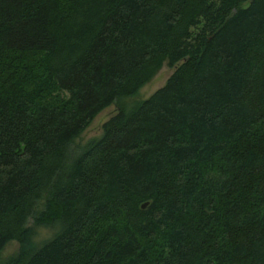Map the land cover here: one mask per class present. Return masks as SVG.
Instances as JSON below:
<instances>
[{
  "label": "trees",
  "instance_id": "obj_1",
  "mask_svg": "<svg viewBox=\"0 0 264 264\" xmlns=\"http://www.w3.org/2000/svg\"><path fill=\"white\" fill-rule=\"evenodd\" d=\"M0 264H264V0H0Z\"/></svg>",
  "mask_w": 264,
  "mask_h": 264
},
{
  "label": "rangeland",
  "instance_id": "obj_2",
  "mask_svg": "<svg viewBox=\"0 0 264 264\" xmlns=\"http://www.w3.org/2000/svg\"><path fill=\"white\" fill-rule=\"evenodd\" d=\"M172 68L167 67L165 64H163L160 69L156 72V74L152 77V79L144 84L139 90L136 95V98H145L150 93H152L155 89L160 87L166 77L171 72ZM114 111V106L110 105L100 111L98 114L94 116V118L91 120L89 125L84 129V131L80 134V137L78 138L79 142H83L88 138L97 136L100 133V125L101 123ZM30 222V221H29ZM51 228L49 227H37V234L36 239L40 240L43 238H46L50 235ZM17 244L15 241H11L6 244L2 251V255H7L11 252H13L16 248Z\"/></svg>",
  "mask_w": 264,
  "mask_h": 264
},
{
  "label": "water",
  "instance_id": "obj_3",
  "mask_svg": "<svg viewBox=\"0 0 264 264\" xmlns=\"http://www.w3.org/2000/svg\"><path fill=\"white\" fill-rule=\"evenodd\" d=\"M145 203L141 204V207H144Z\"/></svg>",
  "mask_w": 264,
  "mask_h": 264
}]
</instances>
